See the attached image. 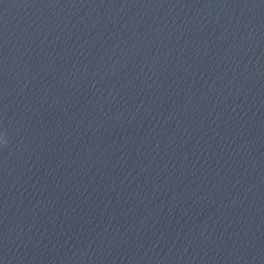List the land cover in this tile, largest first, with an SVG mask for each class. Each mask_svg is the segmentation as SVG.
I'll list each match as a JSON object with an SVG mask.
<instances>
[{
	"label": "water",
	"instance_id": "obj_1",
	"mask_svg": "<svg viewBox=\"0 0 264 264\" xmlns=\"http://www.w3.org/2000/svg\"><path fill=\"white\" fill-rule=\"evenodd\" d=\"M0 264H264V0H0Z\"/></svg>",
	"mask_w": 264,
	"mask_h": 264
},
{
	"label": "clouds",
	"instance_id": "obj_2",
	"mask_svg": "<svg viewBox=\"0 0 264 264\" xmlns=\"http://www.w3.org/2000/svg\"><path fill=\"white\" fill-rule=\"evenodd\" d=\"M3 143H5V144H6V143H7V141L5 140V141H3Z\"/></svg>",
	"mask_w": 264,
	"mask_h": 264
}]
</instances>
